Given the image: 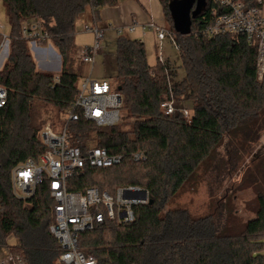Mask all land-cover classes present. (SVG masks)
I'll use <instances>...</instances> for the list:
<instances>
[{"label":"trees","instance_id":"16d2710c","mask_svg":"<svg viewBox=\"0 0 264 264\" xmlns=\"http://www.w3.org/2000/svg\"><path fill=\"white\" fill-rule=\"evenodd\" d=\"M2 1L12 31L0 64V84L8 91L7 104L0 108V247L9 246L12 234L27 264H62L61 247L50 232L55 201L48 182L39 185L32 198L19 199L13 193L12 170L45 151L39 136L45 120L37 117V107L50 104L60 114L76 100L79 75L72 62L77 22L90 16L98 19L102 9L119 0ZM160 1L185 70L173 93L167 77L171 70L176 78L172 66L159 61L149 65L145 43L122 35L117 39L116 89L123 97L122 110L133 119L131 130L97 126L79 109V120L68 123L75 145L100 146L124 156L118 166L87 167L74 174L70 190L96 186L114 193L118 187L136 185L149 191L152 203L136 207L132 223L108 221L82 233L80 247L94 255L97 264H264V189L258 193L255 216L239 230L232 228L227 214L223 219L195 217L180 207L166 208L202 165L210 163L218 175L228 177L261 140L264 78H257V46L244 35L196 34L213 0H207L205 11L193 19L189 35L175 31L170 0ZM33 18L40 19L50 34L43 44H52L62 56L60 75L37 70L30 44L21 36L23 23ZM172 94L189 103L190 117L165 113L161 105ZM135 152L145 153L147 159L133 161ZM125 167L142 171L123 173L120 169ZM112 171L118 173L113 180H97ZM113 182L120 186L105 187Z\"/></svg>","mask_w":264,"mask_h":264},{"label":"built area","instance_id":"2783aa9c","mask_svg":"<svg viewBox=\"0 0 264 264\" xmlns=\"http://www.w3.org/2000/svg\"><path fill=\"white\" fill-rule=\"evenodd\" d=\"M264 1L263 0H213V6L202 15L204 26L196 31L197 35L215 38L220 35H244L251 45L257 46V78H264ZM141 25L134 21L129 27L133 32ZM142 29H152L156 32L159 49L162 42L169 37L175 42V33L165 26L149 22L142 24ZM5 25L0 24V56L8 51L10 34L5 33ZM84 31L91 33L93 42L82 48L81 60L94 65L97 55L102 49V39L105 29L98 25L96 19L84 24ZM118 28V33H123ZM21 36L31 44L32 48L45 47L43 44L50 39V34L42 21L37 18L26 20L21 27ZM158 61L166 65L162 52ZM167 77L171 92L170 71ZM58 80V77H57ZM8 91L0 84V108L7 104ZM177 98L161 105L167 115L183 112L189 117L190 110L179 106ZM123 97L121 93L107 80L98 81L90 76L82 82L73 105L65 112L67 122L61 132H56L52 124L47 123L41 129L39 136L45 146V151L38 159L29 158L15 166L12 170V188L14 195L23 200L32 198L39 185L45 180L55 201L54 222L50 226L51 234L58 241L62 253L59 261L62 264H97L94 255L86 253L80 247L82 233L94 229L98 224L115 222L117 224L132 223L136 219L135 209L151 201L147 189L136 185L118 187L114 193L102 191L96 186L85 190L72 191L69 180L85 168L107 169L122 164V154H111L107 148L90 146L86 149L74 144L68 130L71 120H79L75 113L79 109L82 117L101 127H112L121 120ZM135 162L145 161L143 152L132 154ZM4 251L0 264H27L23 255L15 247H0Z\"/></svg>","mask_w":264,"mask_h":264},{"label":"rangeland","instance_id":"374dc122","mask_svg":"<svg viewBox=\"0 0 264 264\" xmlns=\"http://www.w3.org/2000/svg\"><path fill=\"white\" fill-rule=\"evenodd\" d=\"M264 8V6H263ZM88 20L93 21L94 17H88ZM0 24H4L6 34H11L12 26L7 18L3 1L0 0ZM85 20L77 22V34L74 41L76 44V54L72 62V70L79 75V87L86 77L90 76L98 81L107 80L113 86H117V63L116 53L118 49L117 39L119 36L128 38H136L138 31L129 32L126 29L121 35L116 31V26L107 27L102 21L99 13L98 25L105 29V36L102 39V49L95 59L94 65L87 64L81 60L82 48L90 45L93 42V35L84 31ZM168 24V25H167ZM167 29L171 23H167ZM106 27V28H105ZM146 45V54L149 65L155 66L158 63V54L162 52L166 60V64L172 66V70L176 72V78L173 79L171 72V83L174 85L176 80H181L185 77V70L182 67V61L179 51L173 44L172 40L167 37L162 42V47L159 49V41H157L154 33L147 32L138 37ZM31 52L36 62L37 70L40 72H49L55 75H60L63 69V59L57 48L52 44L48 48L33 49L30 44ZM5 54V53H4ZM3 58H6L4 55ZM168 60V61H167ZM2 67V66H0ZM1 69V68H0ZM171 71V70H170ZM176 103L179 106L188 108L189 103L181 97H176ZM188 106V107H187ZM37 117H43L45 124L53 125L56 132H61L67 122V117L64 112L58 113L50 104H43L36 109ZM190 117V114H189ZM133 119L128 118L127 113L121 110V120L117 124L121 130H131ZM123 173L135 174L138 169L128 170L122 168ZM119 171V170H118ZM118 173L110 172L101 174L97 180L106 178L113 180ZM122 185V184H121ZM120 186L119 182L106 185L107 189H114ZM264 134L251 150L248 158L242 163L238 171L228 177H221L210 163H206L188 180L176 196L167 204L166 208L180 207L186 209L195 217L224 218L229 215L232 228L238 230L249 219L255 216L258 204V193L264 189ZM227 214V215H226ZM13 235L9 236V246L15 247L16 240ZM16 249V248H15ZM4 251L0 249V257Z\"/></svg>","mask_w":264,"mask_h":264},{"label":"crops","instance_id":"0c3cea01","mask_svg":"<svg viewBox=\"0 0 264 264\" xmlns=\"http://www.w3.org/2000/svg\"><path fill=\"white\" fill-rule=\"evenodd\" d=\"M100 15L105 26L114 28L113 26L115 25L116 31L118 28H123V30L126 29L129 31L128 27L134 21H137L141 25L136 28L135 31L139 30V33L134 39H139L138 37L141 38L142 34H146L147 32L154 33L156 35V32L152 29L147 28L146 30H143L141 27L142 24L145 25L152 21L167 28L165 14L160 0H119L117 5L102 9L100 11ZM96 21L98 23V19H96ZM89 22L91 21L85 20V23ZM48 47H51L50 43H48L45 47L43 46L39 48ZM2 58L3 54L0 56V64H2Z\"/></svg>","mask_w":264,"mask_h":264},{"label":"water","instance_id":"95a60500","mask_svg":"<svg viewBox=\"0 0 264 264\" xmlns=\"http://www.w3.org/2000/svg\"><path fill=\"white\" fill-rule=\"evenodd\" d=\"M206 5L207 0H170L169 9L175 31L180 35L191 34L193 19L205 11Z\"/></svg>","mask_w":264,"mask_h":264}]
</instances>
